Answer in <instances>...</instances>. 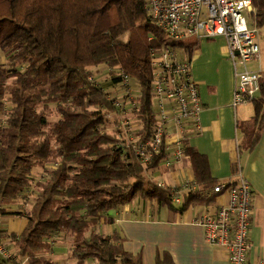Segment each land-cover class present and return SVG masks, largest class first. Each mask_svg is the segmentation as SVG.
Listing matches in <instances>:
<instances>
[{
	"label": "trees",
	"instance_id": "trees-1",
	"mask_svg": "<svg viewBox=\"0 0 264 264\" xmlns=\"http://www.w3.org/2000/svg\"><path fill=\"white\" fill-rule=\"evenodd\" d=\"M253 2L261 31L264 0ZM195 45L170 40L145 0H0V217L21 214L13 210L33 191L24 231L0 230L14 250L9 258L0 255V264H59L53 243L63 233L75 238L70 255L77 264H142L124 249L119 232L97 228L112 222L111 210L137 198L175 208L172 189L151 175L166 154L145 163L134 145L150 140L155 124L152 50L192 52ZM101 64L118 72L115 84L124 73L139 85L134 141L119 117L109 127L110 115L122 112L94 79ZM260 84L254 122L242 125L240 146L247 150L264 130V73ZM53 106L60 117L50 121ZM185 153L202 188L187 193L182 208L212 204L221 192L214 191L218 184L204 157L189 146ZM39 168L46 174L35 181ZM159 264L175 263L165 256Z\"/></svg>",
	"mask_w": 264,
	"mask_h": 264
},
{
	"label": "crops",
	"instance_id": "crops-1",
	"mask_svg": "<svg viewBox=\"0 0 264 264\" xmlns=\"http://www.w3.org/2000/svg\"><path fill=\"white\" fill-rule=\"evenodd\" d=\"M187 41L196 43L192 52L183 48L177 50L182 59L192 62L203 109L199 115V128L193 126L183 147L186 150V146H189L204 157L208 171L218 185L236 182L239 172L251 183L254 213L250 227L249 259L254 264H260L264 260V130L253 149L247 150L240 146L244 139L242 125L254 122L255 100L234 105L236 73L224 37H192ZM248 68L262 71L263 74L264 54L260 53L258 58L249 61ZM176 137L178 134L172 129L169 141L172 142ZM154 176L164 186L182 189L181 202L173 201L175 208L137 198L121 208L111 210L109 215L112 222L103 223L99 228L108 224L110 235L119 232L124 237V249L139 256L142 264H159L165 256L170 257L175 264H227V249L209 244L205 239L204 227L195 223L194 219L203 214H214L220 204L228 201V193H219L210 205L182 208L185 195L202 188L188 155L170 166L162 162L153 173ZM187 182L193 187L184 188ZM13 211H20L21 214L0 217V228L8 234L19 235L26 228L28 219L20 206ZM58 241L53 243L52 255L61 264L59 252L64 251L68 255L71 247L59 246ZM72 260L70 258L68 264ZM74 264H77L76 261Z\"/></svg>",
	"mask_w": 264,
	"mask_h": 264
},
{
	"label": "built area",
	"instance_id": "built-area-1",
	"mask_svg": "<svg viewBox=\"0 0 264 264\" xmlns=\"http://www.w3.org/2000/svg\"><path fill=\"white\" fill-rule=\"evenodd\" d=\"M145 7L172 41L224 37L236 73L234 105L260 98L262 71L248 68L249 61L261 53V31L253 0H145ZM151 59L155 124L151 139L134 146L143 162L150 163L154 156L164 152L163 162L170 166L185 157L183 144L193 126L199 128L203 105L191 60L182 59L177 48L171 46L152 50ZM122 76L121 85L128 95L132 78L124 73ZM117 105L120 108L119 102ZM172 129L178 137L170 142ZM127 130L129 139L134 141L133 131ZM158 184L166 187L162 182ZM191 187L190 182L184 186ZM181 190L172 189L174 202H181ZM214 191L227 192L228 201L220 204L214 214H203L194 222L204 227L209 244L227 249V264H254L249 259L254 213L251 183L239 172L236 182L219 184ZM0 255L12 256L1 237Z\"/></svg>",
	"mask_w": 264,
	"mask_h": 264
},
{
	"label": "rangeland",
	"instance_id": "rangeland-1",
	"mask_svg": "<svg viewBox=\"0 0 264 264\" xmlns=\"http://www.w3.org/2000/svg\"><path fill=\"white\" fill-rule=\"evenodd\" d=\"M127 35L123 36L122 39L126 40ZM182 52V51H181ZM184 53V51L182 52ZM261 54H264V27L261 28ZM2 60L5 61L4 54L2 53ZM94 71V79L96 80L97 84L100 86L104 87L107 92L109 93V96L111 98H115L119 100V103L121 104L120 110L122 113L120 114H111L110 115V124L109 127L117 126L119 124L118 117L120 118V121L124 124H126V128L129 129L130 131H135L137 128H139L140 123L137 121L136 117L133 116L132 114V109L138 104V83L132 79L131 82V89H130V94H126V89L124 86L118 84H115L112 82V77L118 72H112V70L105 64H101L99 66H96L93 68ZM120 74V73H119ZM53 111L49 114V119L50 121H55L60 117V112L57 110L56 106H53ZM46 172L43 168H39L36 170L34 173L35 181L36 179H44ZM153 176V173H151ZM156 179V177L154 176ZM32 193L33 191H29L28 196H26L23 199H20L19 206L20 208H23L24 210L29 209L32 207ZM18 207V206H17ZM97 232H101L103 234H109L110 233V226L104 225L100 228H97ZM88 236L90 232L86 233ZM59 240V241H58ZM57 245L59 246H65V248H69L75 243V238L72 237L69 233H63L58 238H56ZM7 246L9 247L10 252L13 254L14 250L11 246L6 243ZM69 253V252H68ZM59 255L61 256L60 260L61 264H68L71 255L70 254H65V252H59ZM75 260L73 259L72 262L69 264H74Z\"/></svg>",
	"mask_w": 264,
	"mask_h": 264
}]
</instances>
